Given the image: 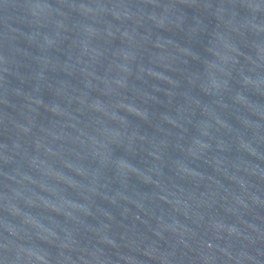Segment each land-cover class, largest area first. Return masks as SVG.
<instances>
[{
    "label": "water",
    "instance_id": "water-1",
    "mask_svg": "<svg viewBox=\"0 0 264 264\" xmlns=\"http://www.w3.org/2000/svg\"><path fill=\"white\" fill-rule=\"evenodd\" d=\"M0 264H264V0H0Z\"/></svg>",
    "mask_w": 264,
    "mask_h": 264
}]
</instances>
